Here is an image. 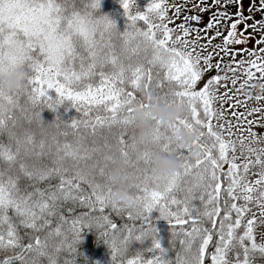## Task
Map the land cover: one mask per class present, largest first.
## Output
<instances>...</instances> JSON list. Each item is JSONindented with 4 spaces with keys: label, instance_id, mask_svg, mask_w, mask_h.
Returning <instances> with one entry per match:
<instances>
[{
    "label": "snow or ice",
    "instance_id": "1",
    "mask_svg": "<svg viewBox=\"0 0 264 264\" xmlns=\"http://www.w3.org/2000/svg\"><path fill=\"white\" fill-rule=\"evenodd\" d=\"M117 2L122 29L100 10L101 0H0V73L15 66L27 73L22 88L0 90V135L7 137L0 139V264H41L42 257L58 264L62 251L63 264H97L78 248L87 228L107 245L108 264H205L208 249L211 264H264V233L260 242L254 237L255 224H264V133L248 119L259 114L264 127V94L249 90V82L264 85V47H228L252 39L249 28L264 45V0L250 3L248 15L236 0L238 19L223 45L212 43L221 33L211 32L229 18L220 0ZM189 3L193 14L175 24ZM212 7L205 28L195 27ZM141 89L183 113L167 122L145 113L147 138L137 144L130 126L133 106L147 107ZM250 99L256 106H246ZM242 103L245 110L236 111ZM61 105L77 115L61 114ZM185 129L194 133L192 147L176 138ZM149 145L174 153L176 169L157 175ZM116 162L134 177L136 214L110 199L105 173ZM9 210L32 231L21 235ZM161 218L167 243L155 224Z\"/></svg>",
    "mask_w": 264,
    "mask_h": 264
},
{
    "label": "clouds",
    "instance_id": "2",
    "mask_svg": "<svg viewBox=\"0 0 264 264\" xmlns=\"http://www.w3.org/2000/svg\"><path fill=\"white\" fill-rule=\"evenodd\" d=\"M26 74V68L23 66H15L0 73V90L14 92L22 88L26 83ZM140 91L145 96L148 107L140 109L133 106L132 122L136 130L137 144L147 138L148 123L145 119V113L163 122L171 121L183 113L182 106H160L153 102L149 92L142 89ZM262 92H264V89H262ZM193 136L194 133L185 129L179 131L176 138L179 142L192 147L191 141ZM149 147L151 149L150 166L157 175L170 173L176 169L179 160L174 153H162L152 145H149ZM105 176L111 184L110 199L124 210L133 214L138 213L139 205L133 199L135 189L131 186L134 183V177L119 162L111 165L107 169Z\"/></svg>",
    "mask_w": 264,
    "mask_h": 264
},
{
    "label": "trees",
    "instance_id": "3",
    "mask_svg": "<svg viewBox=\"0 0 264 264\" xmlns=\"http://www.w3.org/2000/svg\"><path fill=\"white\" fill-rule=\"evenodd\" d=\"M77 3H80V0H77ZM100 10L104 13L109 14L111 16V18H113L116 21L118 28H121V29L123 28L124 18L120 13V6H119L117 0H101V9ZM147 92L150 93L151 98H152L154 103H156L160 106L166 107L165 105H163V104L159 103L157 100H155L153 94L150 91H147ZM141 97H142L144 103L148 107L145 96L141 94ZM25 102H26V97L22 96L20 98V103L24 104ZM146 108H144V109H146ZM58 111L65 116L77 115L75 113V110H72V109H69L68 112L65 113L63 105L59 106ZM42 115L44 116L45 119L50 120L52 118L53 114L47 108H45V109H43ZM153 118H155V117H153ZM155 119H157V118H155ZM157 120H159V119H157ZM161 122H163V121H161ZM147 123H148V129H149V121L148 120H147ZM130 134L133 135L135 140H136V130L133 127V122L130 126ZM0 139L5 140V142H6L7 137L4 135H0ZM25 182H28V181H22V183H25ZM28 183H30V182H28ZM37 186L44 188V187H46V183L44 181H41V182H38ZM29 190H31V189H29ZM8 215L10 217H12L13 223L16 224L17 229L21 233V235H23L25 232L32 231L31 229H27L25 226L20 225L19 224L20 217L16 216L11 210H9ZM152 215L155 217L158 214L154 210ZM112 218L116 223L125 222V221L121 220L120 217L116 216L115 214H113ZM155 224H156V227L159 230V234L163 238L164 242L167 243V237L169 235V229H168L167 222L161 218V219L156 220ZM53 226H55V225H53ZM81 235H82V239L79 241V244H78L79 250L81 252H83L84 255L89 258V260L95 261V262H97V264H108L109 249H108L107 245L102 240L99 239V237L96 234V230L93 228H87V229L82 231ZM24 242L27 243L28 241L25 239ZM135 246L136 245L133 244V247H135ZM176 249L177 250L179 249V241L178 240L176 243ZM212 250H214V249H208L207 250L209 255H208V257H206L205 264H211L210 255H211ZM131 254H135L134 251ZM2 256H3V253L0 252V259H2ZM66 256H67V254L62 251L57 256L58 264H63V260L66 258ZM175 256H176V251L174 250L171 253V258L173 260H175ZM257 260H259V257H257ZM41 264H48L46 257L41 258Z\"/></svg>",
    "mask_w": 264,
    "mask_h": 264
},
{
    "label": "flooded vegetation",
    "instance_id": "4",
    "mask_svg": "<svg viewBox=\"0 0 264 264\" xmlns=\"http://www.w3.org/2000/svg\"><path fill=\"white\" fill-rule=\"evenodd\" d=\"M171 2V0H170ZM175 2V0H174ZM179 4H185V0H178ZM191 2H195V0H190V3ZM204 2L206 4H211L212 3V0H204ZM190 3L188 6H186L180 16L181 18L178 19V21L176 20V22L179 24V23H182L183 22V18H184V15L186 14H193L189 11V8H190ZM220 3L222 5V8H221V11L224 10V8L227 9L228 13H229V18L228 19H219V25L217 26L216 24H213V28L211 29V32L214 33L216 31H219L220 32V28L221 27H224V26H227L226 30H224L223 32H220L221 35L220 36H216L214 37L212 43L213 44H220V45H223V36L227 34V29L228 27L230 26L231 24V20L232 19H238L235 15H233L237 8L240 6L236 0H228V3L225 5V0H220ZM250 3H258V0H243V6H244V14L245 15H248L249 14V7H250ZM216 11L215 7H212L211 9L209 10H206L205 12L203 13H199L201 16H202V19L201 21L194 25L195 27H199L200 29H204L208 20H210L212 18V15H213V12ZM261 12L260 11H253L251 12V16L255 17L256 19H261ZM219 18V17H218ZM177 19V18H176ZM174 22V23H176ZM248 24H252L253 23V20L252 19H248L246 21ZM243 23L244 21H241L240 24H238L237 26V31H242L243 29ZM246 35L247 34H251L252 36V39H250L247 43H240V44H237L235 43L237 46L236 48H232V46L230 47L231 49H234V50H238L240 48H258V47H264V45H256L254 43V40L255 39H258L259 38V31H253L252 28H249L247 30V33H245ZM196 35L195 32L192 33V36L194 37ZM201 37L204 36V32L201 31L200 33ZM241 55H244L245 58H246V53H238L236 59H240ZM225 59H227V57H225ZM229 60V59H228ZM256 83L257 82H249V90L250 91H253V92H257V93H261L259 90H257L259 87L256 86ZM262 94V93H261ZM254 102H256L254 99H250L248 100L247 104H249V106H253Z\"/></svg>",
    "mask_w": 264,
    "mask_h": 264
},
{
    "label": "rangeland",
    "instance_id": "5",
    "mask_svg": "<svg viewBox=\"0 0 264 264\" xmlns=\"http://www.w3.org/2000/svg\"><path fill=\"white\" fill-rule=\"evenodd\" d=\"M175 3L179 4L178 0H175ZM169 13L171 14V10H169ZM180 18H181V16L177 17L176 20L178 21V19H180ZM176 20H175V22H176ZM175 24H178V23L176 22ZM170 26H174V25H170ZM226 28H227V26L221 27L220 28V32H223L224 30H226ZM231 46H232V48H236L237 45L233 42V43H230L228 45L229 48ZM209 50L211 51V49H209ZM216 58L217 57H214V59H216ZM228 59H231V57L229 56L225 60H228ZM229 75H231V74L229 73ZM221 83H223V81H221ZM257 85H259V88L257 90H259L262 94H264V92H262V89H264V85H262L259 82L256 83V86ZM221 91H223V89H221ZM238 98L243 99L242 96H240ZM261 103H264V101H261ZM246 106L248 108H251L253 106H256V102H254L253 106H251V105L249 106V104H246ZM217 109L219 110V105H217ZM235 110L239 111V112H243L245 110V104L242 103L241 106L236 108ZM225 111L228 113L229 116L231 115V112L227 109V106H225ZM248 119H253L254 120V123H253V131L254 132L264 133V127H261L260 124L256 123V120L260 119V115L259 114H256L255 118L253 116H249ZM232 122H233V124H235L236 120L233 119ZM214 123H215V121H214ZM244 127L246 128L247 125H244ZM244 135L247 136L248 133L244 132ZM225 167H226V165H225ZM253 171H255V170H253ZM249 206L251 208V211L253 213H255L256 216L259 218V209H258V207L255 206L254 204H250ZM254 227H255L254 237L257 240V242H260V233H264V224L256 223ZM237 231L238 232L243 231V227L241 226V228H239ZM229 258L230 259L233 258V253H231V252L229 253Z\"/></svg>",
    "mask_w": 264,
    "mask_h": 264
}]
</instances>
